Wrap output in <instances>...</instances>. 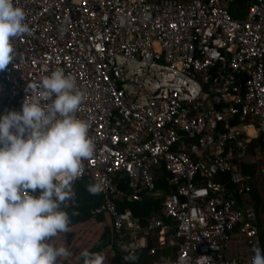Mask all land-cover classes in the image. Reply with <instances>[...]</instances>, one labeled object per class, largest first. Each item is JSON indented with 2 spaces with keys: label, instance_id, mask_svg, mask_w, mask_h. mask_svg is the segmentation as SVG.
I'll return each mask as SVG.
<instances>
[{
  "label": "built area",
  "instance_id": "obj_1",
  "mask_svg": "<svg viewBox=\"0 0 264 264\" xmlns=\"http://www.w3.org/2000/svg\"><path fill=\"white\" fill-rule=\"evenodd\" d=\"M237 2L243 19L229 13ZM18 6L32 35L14 39L15 60L0 71V115L20 111L27 84L57 68L75 79L84 97L77 117L90 124L95 151L73 188L82 179L102 185L103 203L93 214L110 217L120 252L146 249L157 234L150 255L176 251L159 264H252L254 246L264 253L254 203L237 206L213 192L203 167L209 162L229 175L239 196L253 190L243 165L253 140L261 139L264 155V0H18ZM186 134L198 147L190 148ZM163 172L169 193L156 189ZM144 197L161 200L164 220L151 217L143 226L117 209ZM76 203L75 195L68 204Z\"/></svg>",
  "mask_w": 264,
  "mask_h": 264
},
{
  "label": "clouds",
  "instance_id": "obj_2",
  "mask_svg": "<svg viewBox=\"0 0 264 264\" xmlns=\"http://www.w3.org/2000/svg\"><path fill=\"white\" fill-rule=\"evenodd\" d=\"M23 34L32 30L18 0H0V71L13 64V41ZM26 91L20 111L0 115V264H58L68 249L48 240L69 231L70 216L63 209L75 199L73 184L95 144L90 124L77 117L83 92L64 69L29 82ZM102 190L100 183L87 186L91 195ZM253 251L252 264H264L261 249L254 246ZM81 256L83 264L106 259L87 249ZM125 259L134 264L137 257L127 254Z\"/></svg>",
  "mask_w": 264,
  "mask_h": 264
},
{
  "label": "trees",
  "instance_id": "obj_3",
  "mask_svg": "<svg viewBox=\"0 0 264 264\" xmlns=\"http://www.w3.org/2000/svg\"><path fill=\"white\" fill-rule=\"evenodd\" d=\"M240 5L241 4L239 2H237L229 8V13L232 17L234 15L239 14L240 9H241ZM237 123L238 122L235 121L232 125H236ZM182 139L186 140V142L190 146V148H192L196 144L195 140H193L194 138H191L187 134H186V136L182 135ZM256 149H262V143H261L260 138L253 140L249 144V156L255 157L256 156ZM257 169H258L257 163H253V164L246 163L243 165L244 173L246 175H249L252 178V180H254V178L256 177ZM167 176L168 175L165 172H163L156 177V180H155L156 189H158V188L164 189V190H166V192L171 189V187H169L166 183V177ZM221 176L223 178L222 181L227 183V185H228L227 187L230 190H233V186L230 183V176L226 175V174H221ZM90 183L91 182L89 179H82V180H79L75 183L74 191L76 193L77 203L73 207L74 209L69 208V209L65 210L70 216L69 227L75 226V225L80 224V223H84V222L91 220V219H93L97 223H102L104 221L105 216H107L104 214H93V211L96 208H98L100 203L102 202L103 197L101 195H95V196L90 195V193L87 191V186ZM198 183H199V180H198ZM119 188L123 189L124 192H126V193L128 192V189H126L124 184H121ZM251 201L256 204V211L259 214L260 206L262 205V198H261L260 192L257 191L255 189V187L253 188L251 193L242 197V202L241 201L240 202L241 203H243V202L250 203ZM117 209H118V211H123L124 209H129L133 216L138 217L141 220L143 226L146 225V221L151 217L163 219V217L161 215V200H159V199L144 197L142 199V201H140V202H122V203L118 204ZM76 212L78 213V215L73 214ZM107 217H109V216H107ZM109 219H110V217H109ZM110 222H111V226H112L111 219H110ZM164 222L169 223L167 221H164ZM263 223L264 222L258 216V224L260 226V237H261L262 245L264 248V224ZM71 236H72L71 234L68 235L69 238ZM116 236L117 235L112 232L111 227L110 228L106 227L104 229L103 234L100 236L99 240L97 241V243L89 251L102 253L109 246L108 244H110V246H112V248L115 252L114 262L118 263L119 260L122 259L121 256L123 255V253L120 252L119 248L117 247V245L115 243V241H117ZM156 236H157V234H156ZM156 236L153 238H149L146 249H138L134 252V254H132L133 256L137 257L134 264H159V263H161V261L163 259H168V258L171 259V258L175 257L176 251L170 250V249L158 250L156 252V254H153V255L149 254V250L155 246V242L157 243ZM153 239L155 240V242H153ZM157 245H159V243H157ZM125 264H131V262L128 260V261H126Z\"/></svg>",
  "mask_w": 264,
  "mask_h": 264
},
{
  "label": "rangeland",
  "instance_id": "obj_4",
  "mask_svg": "<svg viewBox=\"0 0 264 264\" xmlns=\"http://www.w3.org/2000/svg\"><path fill=\"white\" fill-rule=\"evenodd\" d=\"M243 15L237 14L234 15L235 19H243ZM257 162V158L249 156V163L253 164ZM263 174V170L260 171ZM264 181V178L262 179ZM264 184V183H263ZM264 193V187L262 188ZM262 210L259 213L260 219L264 222V204L261 207ZM264 224V223H263ZM105 227H111V222L109 217L105 216L102 223H97L94 220L88 221L83 224L70 227L67 233H58L55 237L49 238L48 242L54 246H64L68 249V255L63 258H59L58 264H77L81 260V252L85 249L89 250L97 243L98 239L102 235ZM71 234V238L67 234ZM68 245V246H67ZM104 256L106 257L104 264H114L113 258L114 253L113 249L104 251ZM68 258V259H66ZM68 260L70 262L68 263ZM83 264V261L80 263ZM121 264V263H120Z\"/></svg>",
  "mask_w": 264,
  "mask_h": 264
},
{
  "label": "crops",
  "instance_id": "obj_5",
  "mask_svg": "<svg viewBox=\"0 0 264 264\" xmlns=\"http://www.w3.org/2000/svg\"><path fill=\"white\" fill-rule=\"evenodd\" d=\"M249 134L250 135H255L254 134V130H253V128H250L249 129ZM252 137V136H251ZM193 140H195V142H196V144L193 146V147H198L197 146V140L194 138ZM256 158H257V165H258V169H257V174H256V177L254 178V180H252L251 179V185H252V187L254 188L255 187V189L257 190V191H259L260 192V194H261V198H262V205L260 206V210H259V213H260V211L262 210V206H263V204H264V193H263V191H262V188L264 187V181L262 180L263 178H264V175H262L261 173L262 172H260V171H262L263 170V174H264V155L261 153V151H260V149H256ZM203 167H204V171L206 172V174H207V177H206V183H207V186H209V188L210 189H212V191L213 192H221V193H223V194H225L227 197H229L230 199H232L233 200V202H235L236 204H237V206H241V205H243L244 203H246V202H243V203H241L242 202V197H244V196H239V195H237L236 193H235V187L233 186V190H230L227 186V183H225L224 181H222V176H221V173H219L218 172V169H216V167L213 165V164H211V163H209V162H205V163H203ZM159 175V174H158ZM115 181L117 182V183H119V185L120 184H124V181H123V178H116L115 179ZM91 182V181H90ZM167 183V182H166ZM231 183V182H230ZM91 184V183H90ZM124 186L126 187V189H127V186L124 184ZM167 186V185H166ZM158 190H161L162 192H164V193H169L170 191H172V189H170L169 191H167L166 192V190H164V189H159L158 188ZM120 191H123L124 192V190L123 189H120ZM127 194H130V192H129V190H128V192H127ZM91 195V194H90ZM95 196V195H94ZM241 201V202H240ZM122 202H128V201H126V200H124V201H122ZM122 202H120V203H122ZM103 203V199H102V202L100 203V205ZM254 203V202H253ZM99 205V206H100ZM254 206H255V208H256V204L254 203ZM74 207V206H73ZM73 207H69V208H73ZM69 208H66L65 210H67V209H69ZM74 209V208H73ZM124 210H129V209H124ZM123 210V211H124ZM130 211V210H129ZM257 212V211H256ZM76 214L78 215V213L76 212ZM257 214H258V212H257ZM258 216H259V214H258ZM260 217V216H259ZM91 220H93V219H91ZM91 220H88V221H91ZM88 221H86V222H88ZM86 222H84V223H86ZM96 222V221H95ZM80 224H83V223H80ZM77 225H79V224H77ZM76 226V225H75ZM71 227H74V226H71ZM70 228V227H69ZM106 228V227H105ZM108 228H110V227H108ZM104 232V231H103ZM69 234H73V233H69ZM69 234H67V235H69ZM103 234V233H102ZM71 238V237H70ZM99 240V239H98ZM153 242H155V240L153 239ZM115 243H116V245H117V247H118V242L117 241H115ZM96 244V243H95ZM94 244V245H95ZM93 245V246H94ZM109 246L104 250V251H106V250H112L113 248H112V246H110V244H108ZM68 246V245H67ZM159 245H157V243L155 242V246L154 247H158ZM153 247V248H154ZM90 250V249H89ZM104 251L102 252V254L104 253ZM113 253H114V256H115V252H114V250H113ZM104 255V254H103ZM124 256L125 255H122L121 256V258L122 259H120L119 260V262L118 263H116V262H114V264H125L126 263V261H128V260H126L125 258H124ZM66 259H68V258H66ZM83 259V257H81V260ZM83 261V260H82ZM82 261H80V262H78L77 264H80ZM113 261H114V258H113ZM70 262V260H68V263ZM66 264V263H65Z\"/></svg>",
  "mask_w": 264,
  "mask_h": 264
},
{
  "label": "bare ground",
  "instance_id": "obj_6",
  "mask_svg": "<svg viewBox=\"0 0 264 264\" xmlns=\"http://www.w3.org/2000/svg\"><path fill=\"white\" fill-rule=\"evenodd\" d=\"M249 129H250V128H249ZM249 129H248V130H249Z\"/></svg>",
  "mask_w": 264,
  "mask_h": 264
}]
</instances>
